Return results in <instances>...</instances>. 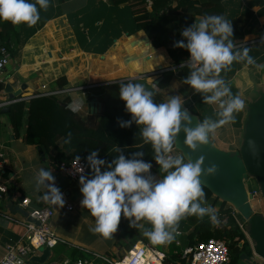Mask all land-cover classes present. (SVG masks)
Returning <instances> with one entry per match:
<instances>
[{"label": "crops", "instance_id": "0c3cea01", "mask_svg": "<svg viewBox=\"0 0 264 264\" xmlns=\"http://www.w3.org/2000/svg\"><path fill=\"white\" fill-rule=\"evenodd\" d=\"M218 1L222 5L224 17L230 22L238 19V26H242L244 32L243 41L235 44L234 51L248 47L249 55L256 61L252 65L246 61H234L230 70L221 72L232 94L238 95L244 101L243 109L234 113V117L243 124L246 102L254 96V90L264 89V0ZM28 2L35 3L36 0ZM48 4L47 10L37 5L40 19L36 25H17L18 40L11 44L8 61L0 73V81L5 84L0 91V102L12 99V96L29 99L33 95L41 94L43 85L52 90L61 89L58 81L66 78L63 88L77 89L69 95L72 102L78 100V103H82L81 112L86 115L91 110L90 103L94 98L98 103L95 110L91 111L101 110L97 90L103 85L89 87L90 85L137 76L145 77L150 83L166 69L180 67L172 62L165 48L158 49L153 45L152 39L140 26V21L134 19L129 4L115 6L110 0H48ZM151 4L149 1L148 8ZM5 42L0 33V45ZM164 90L161 92L166 101L177 95L188 109L192 106L202 111L210 107L215 112L218 111V105L205 104L202 94L195 93L177 77L166 88V94ZM5 109L6 107H0V160L3 163L0 180L7 187V193L0 199V261L7 246L27 242L25 225L7 218L13 216L20 221L28 220L24 212L15 210L16 207L29 214L34 207H50L54 210L50 225L69 244L54 247L50 259L54 256L55 248H66L68 251L76 249L91 264H107L96 254L111 258H120L127 254L129 250L117 243L119 228L111 239H104L90 231L95 226V218L89 210L81 208L80 201L83 196L79 181L56 169L50 157L37 146L25 144L23 137H16ZM231 127L242 135V129L231 122L216 130ZM41 167L52 170L55 184L63 193L65 204L73 205L72 210H66L65 205L59 208L44 200L46 189L43 187L39 192L35 190V177ZM150 172H154L152 168ZM154 177L161 178L155 172ZM258 194L256 192L252 207L255 212L263 213L260 210L261 196ZM26 197L31 199V204L24 208L20 204ZM215 209L218 210L219 205ZM185 237L186 233H183L179 238L182 244L187 242ZM175 238L178 239L176 233ZM250 244L252 246L251 241ZM158 250L168 253L169 243L160 245ZM62 254L64 258H70L64 250ZM255 259L264 264V259L258 256ZM21 262L26 264V259L22 258ZM51 262L63 264L60 260Z\"/></svg>", "mask_w": 264, "mask_h": 264}, {"label": "clouds", "instance_id": "9594fccd", "mask_svg": "<svg viewBox=\"0 0 264 264\" xmlns=\"http://www.w3.org/2000/svg\"><path fill=\"white\" fill-rule=\"evenodd\" d=\"M37 5L47 10L48 0H36L35 3L0 0V20L14 26L26 24L32 27L40 19ZM181 35L184 39L176 41L173 47L184 48L190 53L186 64H181V67L189 68L183 83L195 93L202 94L205 104L218 105V119L205 118L192 127L193 117L186 108L182 110L183 101L179 96L155 103L157 84L153 83L151 89L141 83L119 85V97L125 102V110L131 114V119L118 118V124L122 128L131 127L133 123L137 125L142 143L151 145L153 158L164 175L156 179L150 174L152 164L142 159L143 151L133 152L128 158L124 149L117 147L115 152L118 155L111 162L98 158L99 148L91 151L86 157L91 178L83 174L84 167L78 166L80 157L76 156L73 166L81 173V208L89 210L95 218V226L90 231L104 239H111L117 232L122 216L129 221L130 227L142 230L154 245L172 242L180 220L188 216L194 215L200 220L208 216L213 225L219 222L217 209L202 206L205 193L200 179L202 174L215 175L218 166L212 164L202 168L203 156L195 162H185L184 156L171 154L172 148L181 131L186 136L184 144L196 151L199 146L209 143L210 135L216 129L234 122V113L243 109L244 101L232 94L221 72L230 70L234 61H246L249 65L256 61L249 55L248 47L234 51L235 44L230 39L233 37L232 22L223 15H206L199 22L185 27ZM67 107L78 113L82 103L73 101ZM71 137L69 132L65 143H70ZM42 187L46 189L44 200L59 208L65 205L52 170L43 167L35 177V190L39 192ZM142 221L151 227L145 228Z\"/></svg>", "mask_w": 264, "mask_h": 264}, {"label": "trees", "instance_id": "16d2710c", "mask_svg": "<svg viewBox=\"0 0 264 264\" xmlns=\"http://www.w3.org/2000/svg\"><path fill=\"white\" fill-rule=\"evenodd\" d=\"M110 1L115 6L129 4L130 8H132L134 19L140 21V26L152 39L153 45L158 49L165 48L172 62L180 67L166 69L156 75V78L150 83L146 79H134L98 88L97 91H99L98 95L101 102V110L99 112L88 110L86 115L81 111L73 113L67 107L68 104L72 103L70 95L59 94L35 96L30 99L16 101L7 106L8 109L5 114L13 125L15 136L23 137L25 144L37 146L50 157L56 169H59L61 163H69L76 159V156H79L87 164L86 157L97 148L100 149L98 158L111 162L118 155L115 149L120 147L124 149V155L128 158H131V153L133 152L143 151L144 156L142 159L146 162H151L152 170L162 178L164 173L160 171L159 165L153 158L151 145L142 143L137 125L133 123L131 127L122 128L118 124V118L125 121L131 119V114L125 110V102L119 97V85L128 82L141 83L146 88L151 89L152 84L155 83L157 84L158 92L153 98L154 102H166L161 90L169 87L176 77L183 81L189 73V68L187 66L181 67V64H186L190 53L184 48L173 47L176 41L184 39L181 31L192 23L199 22L206 15L224 16V11L218 0H208L206 2H200L199 0ZM149 1L152 2L150 8H148ZM238 21V19L231 21L233 26V37L231 39H233L234 44L242 42L244 37L242 26H238ZM0 33L6 40L2 45L11 51V44L18 40L16 39L18 35L17 25L14 26L10 22L0 20ZM159 78L161 80L156 83ZM58 82L59 87L63 88L66 78H60ZM4 87L5 84L0 82V91ZM89 99L91 100V98ZM189 110L197 114L201 122L205 118L218 119L215 110L210 107L199 111L191 106ZM231 123L242 129V121H238L237 118ZM223 127L224 125L220 128ZM69 132L72 133L71 142L65 143ZM237 148L232 147L231 150ZM172 150H177L174 144ZM87 175L91 178L89 166ZM202 188L205 193V204L202 206L215 208L216 205H219L217 210L219 222L213 225L208 216H205L203 220L198 219L194 215L181 219L177 230L186 233L185 239L187 242L184 241V244L178 245L176 238H174L169 243V252L166 253L165 264H190V256H184V247L195 246L198 242L209 238H218L226 241L230 255L228 264H240V255L242 253H246L253 258L250 241L240 227V224L245 222L244 218L230 204L216 197L207 187L202 186ZM249 189L251 191V188ZM141 223L144 224L145 228L151 227L146 222L142 221ZM118 228L120 234L117 243L127 251L132 249L139 241L149 244L153 248H160V245L152 244L143 235L142 230L130 227L129 221L123 216ZM62 250L67 253L71 261L85 259V255L76 249L68 251L66 248H55L52 259L44 264H49L53 260H63ZM31 257L27 259L26 264H39L31 262Z\"/></svg>", "mask_w": 264, "mask_h": 264}, {"label": "water", "instance_id": "95a60500", "mask_svg": "<svg viewBox=\"0 0 264 264\" xmlns=\"http://www.w3.org/2000/svg\"><path fill=\"white\" fill-rule=\"evenodd\" d=\"M161 78L156 80L159 83ZM19 93H16L18 95ZM15 96H12L14 98ZM32 98V97H30ZM96 98L91 103V110H95ZM187 109L193 117L192 127L200 121V117L190 111L184 104L182 110ZM7 107L5 111L7 112ZM183 123V122H182ZM186 136L181 131L174 142L175 148L184 158L195 162L199 157H204L202 168L212 164L218 166L215 175H201V186L207 187L221 201L230 204L245 220L246 234L252 243L253 258L242 253L240 264H261L255 257L264 259V213L255 212L252 201L256 194L250 191L248 184L250 178H255L259 184L260 192L264 199V89L254 90V96L246 102V115L242 124L241 142L235 150H225L218 147L211 138L207 145H201L192 151L185 144ZM154 176V172H150ZM15 210L24 212L28 220L39 224L29 213L16 207ZM40 255H33L30 260L39 264L49 261L52 249H40Z\"/></svg>", "mask_w": 264, "mask_h": 264}, {"label": "built area", "instance_id": "2783aa9c", "mask_svg": "<svg viewBox=\"0 0 264 264\" xmlns=\"http://www.w3.org/2000/svg\"><path fill=\"white\" fill-rule=\"evenodd\" d=\"M10 51L5 46H0V73L3 70L4 66L8 61ZM134 78H128L123 80H113L107 81L104 83H98L90 85L89 87H97L99 85H108L112 83H117L124 80H132ZM2 82V81H0ZM75 88H61V89H48L46 85H43V92L41 94L33 95L35 96H51L59 94H71ZM23 98L14 97L12 99L5 100L0 102V107H7L10 104L22 100ZM30 99V98H29ZM2 156V155H0ZM76 163V159L72 160L69 163H61L59 170L67 175L69 178L79 181L81 173L76 171V168L73 166ZM78 166L84 167V173H88V166L82 159L79 160ZM3 163L0 160V174L3 172ZM255 192V191H254ZM7 193V187L0 180V199L4 194ZM256 194V192H255ZM31 204V199L29 197L23 198L20 206L27 208ZM66 210H72L73 205L66 203ZM54 210L50 207H34L30 214L31 216L39 222L36 224L34 222L25 220L20 221L13 216H7L11 221L22 223L26 227V240L25 244H16L7 246V251L4 257L1 259L0 264H22L21 259H27L33 255H40L41 248H50L53 249L59 244H69L67 240L60 237L52 229L50 225V220L54 216ZM244 224H240L241 229L245 232ZM246 234V233H245ZM183 235V232L177 230L176 236L177 244L182 245L180 236ZM184 256H190V264H228L230 262V255L228 245L225 240L218 238H209L205 241L198 242L195 246L184 247L183 250ZM97 257L102 258L107 264H165L166 253L160 251L156 248H153L149 244H146L142 241L137 242L132 249L128 251L127 254L120 258H111L108 255L96 254ZM63 264H91L87 259H76L71 261L70 258L65 257L63 260H60ZM49 264H56V262H51Z\"/></svg>", "mask_w": 264, "mask_h": 264}, {"label": "rangeland", "instance_id": "374dc122", "mask_svg": "<svg viewBox=\"0 0 264 264\" xmlns=\"http://www.w3.org/2000/svg\"><path fill=\"white\" fill-rule=\"evenodd\" d=\"M140 78L145 79V77H143V76L134 77V79H140ZM134 79H132V80H134ZM174 87H171V88H174ZM164 93L165 94L167 93L166 89L164 90ZM240 136L241 135H239L237 133V129H233L232 127L225 129V130H223V129L216 130L214 133L211 134V138L214 141V143L218 147L225 149V150H231L232 147H234V148L239 147L240 142H241ZM171 154L174 156H182L181 152H179L178 150L172 151ZM185 162H187V161L185 160ZM248 184H249L251 189H253L255 192L260 194V196H261L260 200H261V204H262V208L260 210L264 213V199H263L262 194L260 192V187H259L258 182L256 181L255 178H250ZM254 203H256V200L254 201ZM244 229H245V231H247V224H245Z\"/></svg>", "mask_w": 264, "mask_h": 264}]
</instances>
